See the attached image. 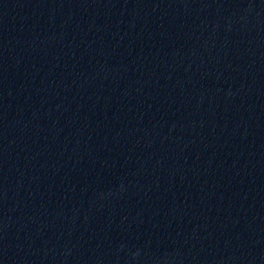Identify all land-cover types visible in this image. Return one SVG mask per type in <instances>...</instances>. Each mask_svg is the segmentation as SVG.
I'll return each mask as SVG.
<instances>
[{
    "label": "water",
    "instance_id": "1",
    "mask_svg": "<svg viewBox=\"0 0 264 264\" xmlns=\"http://www.w3.org/2000/svg\"><path fill=\"white\" fill-rule=\"evenodd\" d=\"M0 264H264V0H0Z\"/></svg>",
    "mask_w": 264,
    "mask_h": 264
}]
</instances>
